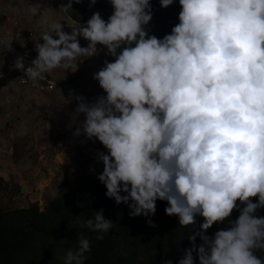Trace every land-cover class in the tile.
<instances>
[{
  "label": "clouds",
  "instance_id": "obj_1",
  "mask_svg": "<svg viewBox=\"0 0 264 264\" xmlns=\"http://www.w3.org/2000/svg\"><path fill=\"white\" fill-rule=\"evenodd\" d=\"M83 2L59 0L58 9L67 15ZM107 2L106 19L96 10L83 23L64 21L71 31L47 21L37 55H17L9 71L37 81L103 53L92 73L102 92L89 99L69 89L67 99L72 137L103 146L93 159L105 196L151 227L157 201L181 227L200 217L176 264H264V0H178V22L162 37L151 30L152 0ZM176 2L158 0L162 9ZM46 7L38 0L28 11ZM82 227L108 233L114 221L101 209ZM78 245L64 264H84L90 241L80 234Z\"/></svg>",
  "mask_w": 264,
  "mask_h": 264
},
{
  "label": "rangeland",
  "instance_id": "obj_2",
  "mask_svg": "<svg viewBox=\"0 0 264 264\" xmlns=\"http://www.w3.org/2000/svg\"><path fill=\"white\" fill-rule=\"evenodd\" d=\"M37 3L38 0H0V70L7 72L0 78L2 210L32 203L43 210L53 197L99 181L97 174L103 167L93 159L97 149L103 150L98 141L81 144L83 137H72L71 132L77 126L72 115L75 102L68 104L67 99L69 89L89 99L102 92L92 73L101 66L103 53L85 60L78 69L74 61L72 72L62 68L52 70L56 86L51 91L23 85L17 81L20 72L9 71L10 60L20 55L25 40L40 35L47 21L63 20L66 31H71L66 22L78 23L59 11L58 0H43L47 7L41 15L33 17L28 9ZM86 43L81 39L82 45ZM78 119H83L82 114ZM90 166L95 167L94 173L89 171Z\"/></svg>",
  "mask_w": 264,
  "mask_h": 264
},
{
  "label": "trees",
  "instance_id": "obj_3",
  "mask_svg": "<svg viewBox=\"0 0 264 264\" xmlns=\"http://www.w3.org/2000/svg\"><path fill=\"white\" fill-rule=\"evenodd\" d=\"M152 3L155 14L151 30L162 37L178 22V0L167 9L160 8L158 0ZM87 4L88 0L74 4L68 15L83 23L93 11L99 10L105 19L112 11L107 0H97L92 9ZM105 192V186L97 181L89 187L78 186L53 197L43 210H38L34 203L0 209V264H64L66 252L78 248L80 234L89 239L91 245V251L85 253L84 264H161L162 259L168 258L176 264L180 255L177 247L189 246L188 237L201 218L197 217L196 225L181 227L176 217L165 215L166 202L157 201V211L151 217L156 227H151L145 217H131L126 205H117ZM101 209L106 219L114 221L108 233L82 227ZM260 214L264 215V210ZM236 215L238 213L234 212L233 218ZM216 228L214 225L209 233ZM97 235H103L104 239L98 240Z\"/></svg>",
  "mask_w": 264,
  "mask_h": 264
},
{
  "label": "built area",
  "instance_id": "obj_4",
  "mask_svg": "<svg viewBox=\"0 0 264 264\" xmlns=\"http://www.w3.org/2000/svg\"><path fill=\"white\" fill-rule=\"evenodd\" d=\"M40 35H35V36L29 37L28 39L25 40V42L22 46L20 55H24L25 53H27L28 55L25 56L26 60H31L32 58H34L37 55V53L34 51V43H35L34 40L39 39ZM10 62L13 64L14 59H11ZM0 71H2L4 73L3 77L6 76L7 72L5 70H0ZM25 80H26V78L20 72L18 77H17V81L23 85H26V86L32 88V89L41 90V91H51L56 86V76L52 71L50 73H46L45 78L42 80H37V81L27 80V82H24Z\"/></svg>",
  "mask_w": 264,
  "mask_h": 264
},
{
  "label": "bare ground",
  "instance_id": "obj_5",
  "mask_svg": "<svg viewBox=\"0 0 264 264\" xmlns=\"http://www.w3.org/2000/svg\"><path fill=\"white\" fill-rule=\"evenodd\" d=\"M22 189H24V186H22Z\"/></svg>",
  "mask_w": 264,
  "mask_h": 264
},
{
  "label": "water",
  "instance_id": "obj_6",
  "mask_svg": "<svg viewBox=\"0 0 264 264\" xmlns=\"http://www.w3.org/2000/svg\"><path fill=\"white\" fill-rule=\"evenodd\" d=\"M21 188H22V185H21Z\"/></svg>",
  "mask_w": 264,
  "mask_h": 264
}]
</instances>
